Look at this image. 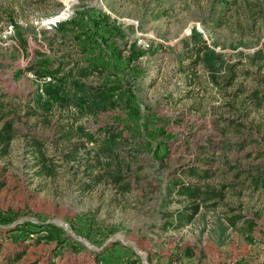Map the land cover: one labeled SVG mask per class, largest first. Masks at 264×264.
<instances>
[{
  "label": "rangeland",
  "instance_id": "374dc122",
  "mask_svg": "<svg viewBox=\"0 0 264 264\" xmlns=\"http://www.w3.org/2000/svg\"><path fill=\"white\" fill-rule=\"evenodd\" d=\"M66 59L100 73L62 79L30 69ZM253 91L264 93V0H0V101H30L50 119L36 124L21 112L0 158V261L25 250L20 263L42 264L59 245L58 264H264V189L237 183L229 169L210 180L226 186L219 206L181 228L166 216L179 206L169 195L176 169L209 145L216 168L264 172V98ZM65 110L86 129L112 124V146L121 135L131 141L132 191L81 190L93 145L65 156L70 142L54 130ZM29 132L46 139L54 175L36 173ZM232 213L252 219L253 231L240 234ZM39 227L56 240L23 239Z\"/></svg>",
  "mask_w": 264,
  "mask_h": 264
},
{
  "label": "trees",
  "instance_id": "16d2710c",
  "mask_svg": "<svg viewBox=\"0 0 264 264\" xmlns=\"http://www.w3.org/2000/svg\"><path fill=\"white\" fill-rule=\"evenodd\" d=\"M204 48L205 46H201L198 51ZM36 55H43V53L37 51ZM41 65H43L41 62L32 64L30 69L37 76L60 77L62 79L81 78L86 80L100 73L97 66H90L79 60L66 59L61 62L56 61L43 65L42 68ZM234 75V72H232L227 77V79L229 78L227 81L228 85L232 83ZM215 81L214 79L213 82L217 85ZM250 97L259 103L264 98V93L253 91ZM21 112L23 116L32 118L36 124L50 121V119L43 116V113L32 107L30 101H27L23 106L17 105L16 108L11 104L0 101V158L9 153L11 142L19 133L17 125L22 122ZM59 116L60 121L55 123L54 130L59 142H70L69 151L64 153L65 156L73 157L80 149H85L86 144L90 143L93 145L90 157L92 162L86 164L81 171V182L79 184L81 190L88 192L99 184L106 183L114 186L120 193L132 191L134 187L130 174L133 171L132 164L137 160V154L134 153L135 147L131 141L125 135H121L124 144L112 146L108 135L110 132L118 130L112 124L86 129L81 125L76 126V118H73L72 114L67 110L61 112ZM73 138L76 140H72ZM25 142L35 159L36 173L44 176L54 175L57 172L56 162H54L53 155L47 152L46 139L39 134L29 132L25 136ZM212 149H214V146L209 145L208 148L202 150L204 156H198L195 162L191 160L176 169L175 177L170 182L169 195H174L171 199L178 202L179 206L172 211L166 212V216L173 219L169 221L171 227H185L191 223L202 208H214L222 203L223 191H225L226 186L221 183L213 185L210 182V180L219 178L218 174L221 177H225L231 174L230 172H233L231 176L237 183L251 189H264V172L258 170L255 172L241 169L235 170L232 166L225 169L216 168L215 159L211 156L214 155ZM226 169H229L228 174L224 172ZM229 211L233 212L234 210L230 209ZM226 220L240 234L251 233L255 226L252 219H246L245 215L241 213L226 214ZM27 234L29 236H25L23 239H30L31 244L34 245L50 244L56 240L55 234L45 227L31 228ZM58 250L59 245L53 249V254L47 257L42 264H58L56 260V256L59 253ZM24 254L25 250H22L14 256H4V262L0 261V264H22L19 261ZM30 264H39V261Z\"/></svg>",
  "mask_w": 264,
  "mask_h": 264
}]
</instances>
